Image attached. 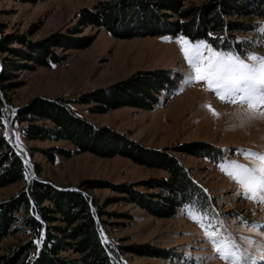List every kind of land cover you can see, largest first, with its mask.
Instances as JSON below:
<instances>
[{
	"label": "rangeland",
	"instance_id": "rangeland-1",
	"mask_svg": "<svg viewBox=\"0 0 264 264\" xmlns=\"http://www.w3.org/2000/svg\"><path fill=\"white\" fill-rule=\"evenodd\" d=\"M202 1L191 0L185 6L199 5ZM98 2L0 0V44L3 47L0 48V63L2 67L5 62L15 64L10 69L7 84L11 85L7 92L10 103H6L7 116L5 126L0 128V137L10 140L9 121L13 111L36 98L72 102L74 113L97 129H109L126 143L137 144L153 154L176 157L206 196L199 198L195 205L180 208L175 218H159L129 200L126 189L131 188L150 200L159 190H151L147 184L167 178L169 174L165 170L122 156L105 158L91 152L72 158L57 155L53 164L43 150L73 151L74 145L66 140L29 141L22 132L25 124L13 125L15 149L33 164V179L38 164L41 168L39 179L45 184L72 191L85 188L86 182L94 187L86 190L102 207L104 215L97 219L105 246L119 252L118 248L148 245L172 252L168 261L124 252L121 254L124 264H225L215 258L217 254L206 231H216L225 239H234L241 251L247 253L248 264H264L260 256V249L264 247V204L247 198L241 186L227 174L236 171L231 167L233 162L258 167L255 157L247 154H264V119L254 118L246 107L222 102L203 82H184L192 70L178 41L183 38L192 43L187 37L119 39L108 30L84 23L83 14L95 11ZM228 19L233 23H251L255 29L233 33L236 42L242 44L244 54L226 53L242 59L252 55L264 57V32L260 31L264 28V18L237 15ZM55 37L59 40L46 54L59 59L54 64L45 66L22 58L24 55L33 57L35 45ZM59 41L64 43L58 44ZM194 43L208 44L204 40ZM156 70L179 75L180 81L176 90L161 96L152 111L123 107L100 114L92 113L94 105L76 103L85 94L107 88L139 72ZM213 111L217 115H213ZM202 147L212 149L213 160L200 155L198 151ZM28 169L26 182L0 188V203L31 181V169ZM190 213H203L204 226L196 223ZM31 237L28 230L6 237L0 243V258L8 256L14 246L24 244ZM43 237L37 247V256ZM62 254L77 256L72 251Z\"/></svg>",
	"mask_w": 264,
	"mask_h": 264
},
{
	"label": "trees",
	"instance_id": "trees-1",
	"mask_svg": "<svg viewBox=\"0 0 264 264\" xmlns=\"http://www.w3.org/2000/svg\"><path fill=\"white\" fill-rule=\"evenodd\" d=\"M98 1L95 11L83 14V22L108 30L116 38L185 36L192 42L204 40L218 51L240 55L245 51L233 33L251 32L255 27L251 23H233L228 18L237 15L264 18V0H203L201 4L191 6H185L191 0ZM57 38L35 45L33 57L24 55L22 58L45 66L54 64L59 59L46 54L59 40ZM0 48H3L2 44ZM14 67L13 62H5L0 72V128L5 126L6 103H10L7 92L11 87L7 84L10 69ZM179 79V75L173 76L163 70L139 72L107 88L85 94L76 103L94 105L92 113L100 114L123 107L152 111L163 94L176 90ZM71 103L63 99L36 98L17 110L14 125L25 124L22 132L29 141L66 140L74 145L73 151L43 150L53 164L57 155L72 158L91 152L105 158L122 156L165 170L169 174L167 178L151 180L147 184L151 190H159L150 200H145L146 197L131 188L126 189L129 200L159 218H175L180 208L195 205L199 198L206 197L176 157L153 154L137 144L126 143L109 129H97L75 114ZM198 152L208 159L214 157L208 147H202ZM28 171L9 139L0 137V188L26 182ZM40 174L41 168L37 164L35 179L0 203V243L9 235L24 230L32 233L24 244L14 246L8 256L1 257L0 264H124L121 260L124 252L164 261L171 259V251L148 245L118 248L119 252L105 246L97 219L104 215L102 207L87 195L86 190L94 187L86 182L87 186L77 191L58 189L40 181ZM44 229L45 241L37 256V241L43 237ZM64 251H72L77 256H64Z\"/></svg>",
	"mask_w": 264,
	"mask_h": 264
},
{
	"label": "snow or ice",
	"instance_id": "snow-or-ice-1",
	"mask_svg": "<svg viewBox=\"0 0 264 264\" xmlns=\"http://www.w3.org/2000/svg\"><path fill=\"white\" fill-rule=\"evenodd\" d=\"M260 31L264 32V28ZM178 43L192 70L184 80L186 84L203 82L206 89L222 102L246 107L254 118L264 119V57L252 55L242 59L238 55L213 50L206 43H190L183 38ZM209 110L212 109L209 107ZM213 115L217 113L213 111ZM247 155L255 157L258 167L233 162L231 167L236 171L227 174L236 180L247 198L264 204V154ZM190 215L196 223L204 226L203 213ZM206 236L217 254L215 258L225 264H248L247 253L241 251L234 239H225L216 231H206ZM260 256L264 259V247L260 249Z\"/></svg>",
	"mask_w": 264,
	"mask_h": 264
},
{
	"label": "water",
	"instance_id": "water-1",
	"mask_svg": "<svg viewBox=\"0 0 264 264\" xmlns=\"http://www.w3.org/2000/svg\"><path fill=\"white\" fill-rule=\"evenodd\" d=\"M1 69H2V66H1V63H0V72H1ZM16 116H17V110L13 111V115H12L11 121H9V131H10V140H9V142H10L11 146L14 149H15V145H14V135L12 133V129H13V125H14ZM15 152L21 157V159L23 160L25 165L31 169L30 180H32L33 179V171H34L33 164L29 163V161H27V159L22 154H20L19 151H17L16 149H15ZM43 183H45V182H43ZM45 230L46 229H44V231H43L44 232L43 241L41 242V244L39 246V251H38L39 253H40V251H41V249L43 247L44 241H45ZM39 253H38V255H39Z\"/></svg>",
	"mask_w": 264,
	"mask_h": 264
}]
</instances>
